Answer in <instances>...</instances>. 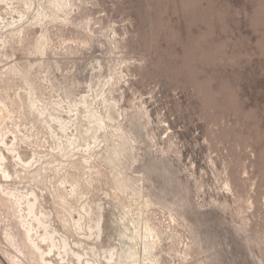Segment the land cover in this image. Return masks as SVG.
<instances>
[{
	"label": "rangeland",
	"instance_id": "rangeland-1",
	"mask_svg": "<svg viewBox=\"0 0 264 264\" xmlns=\"http://www.w3.org/2000/svg\"><path fill=\"white\" fill-rule=\"evenodd\" d=\"M0 108L54 264H264V0H0ZM24 207L0 192V264H40Z\"/></svg>",
	"mask_w": 264,
	"mask_h": 264
},
{
	"label": "bare ground",
	"instance_id": "bare-ground-1",
	"mask_svg": "<svg viewBox=\"0 0 264 264\" xmlns=\"http://www.w3.org/2000/svg\"><path fill=\"white\" fill-rule=\"evenodd\" d=\"M39 48H42V43L41 42L39 43ZM83 102H84V105H86L85 108L87 109V112L89 113L90 123H93V122L96 123V124L101 123L102 122L101 118L99 116H96L91 111V109H90L91 103L90 102H87L85 100ZM34 105L33 104H30L31 111H34L35 110ZM110 107H111V105H110ZM2 109L3 108H0V111ZM107 117L108 118H112L113 117L112 109L111 108L108 109V111H107ZM60 121H62V120H60ZM64 126H65V124H61V128H64ZM89 128L91 129V127H89ZM87 131H89V130H87ZM4 137L5 136H0V145H2L7 151H9V153L11 154V157L13 158L14 165H20V167L22 168L23 171H25V172L26 171H30L31 172V170H32L31 169L32 164H31V161H30L31 159L28 160V161L26 159H24L22 157V155L14 148V144L12 142L10 143L11 145L8 146L9 144H7V142H6V140H5ZM81 139L83 140L82 137H81ZM12 141H13V139H12ZM14 141H15V139H14ZM69 142H70V140H69ZM38 172H39V170L33 171V177ZM14 173H15V171H14ZM15 174H17V172ZM8 177H10V172L8 170V167H7V157L5 156L4 152L0 149V179H3V180L5 179L6 180ZM0 192H3L7 196L8 201L11 202V203H13V204H15L16 206H20L22 203L25 206L24 208H25V211L26 212H25V215L21 219V227H22L21 228V236H22L23 244H24L25 248L27 249V251L29 252V254L32 255V256H34V257H36L40 264H54L52 261L48 260L45 257V254H46L45 253V250L42 249L41 245L39 244V241L36 240L37 238L34 239L35 236L32 233V232H34L33 231L34 230L33 229V227H34L33 225H37L38 227H40L42 229L41 234H39L37 237L40 240V242L41 241L42 242H46V249H47L48 254L52 252L51 250L53 248L54 249L55 248H58V246H57V244L55 242V239H54V234H55L56 231H55L54 228L50 227V224L48 223L49 220L47 221V219L49 218V214L46 213V211H43L44 209H41V205L39 204L40 203L39 195L37 193H35L33 190H30V192L29 193H26V194H21V195L20 194H17L19 192L15 193V191L13 189L8 188L6 185H3L1 182H0ZM20 192H21V190H20ZM36 210H38V211H36ZM57 217H58L59 221L61 222L62 226H67L68 225V221L69 220L65 217L64 214H61V215L60 214H57ZM26 218H28V219H26ZM76 223L74 222L73 224L75 225ZM99 226H100L99 225V218H97L95 220L94 227L98 228ZM58 241H59V244L58 245L62 248V251L65 252V254L68 253V251L70 252L71 248H70L69 245H67L66 239L64 237H61L60 236L59 239H58ZM70 253H71V255H73L76 258V263L80 264L81 263V261H80V257H81L80 253H78V251L76 252L75 250H71ZM58 255H60V254H58ZM11 264H20V263L18 261H12Z\"/></svg>",
	"mask_w": 264,
	"mask_h": 264
}]
</instances>
